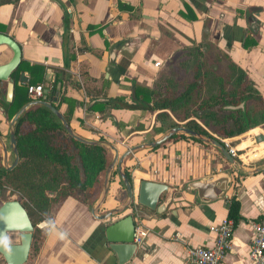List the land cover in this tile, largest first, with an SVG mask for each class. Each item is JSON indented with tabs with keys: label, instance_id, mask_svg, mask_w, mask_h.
<instances>
[{
	"label": "crops",
	"instance_id": "obj_1",
	"mask_svg": "<svg viewBox=\"0 0 264 264\" xmlns=\"http://www.w3.org/2000/svg\"><path fill=\"white\" fill-rule=\"evenodd\" d=\"M250 7L263 12L247 11ZM181 11L197 18L184 17ZM0 26L5 27V31L0 29L2 33L19 43L21 59L41 63L45 73L51 72L50 81L67 73L79 84V88L63 81L61 85L62 91L79 102L69 124L73 130L87 139H105L119 152L162 134L153 131L159 110L112 108L110 117L104 118L88 105L103 97L128 99L133 80L153 88L157 80L171 76L167 66L175 64L177 52L203 38L208 45L215 44L228 53L264 99V0H9L0 4ZM254 28L256 43L243 47L246 35ZM11 55V49L0 44V64ZM155 61L158 66H154ZM20 72L29 78L28 71ZM19 73L14 83H19ZM5 87L6 82L0 81V99L5 98ZM65 107L62 104L59 110ZM8 131L9 121L0 106V137L6 145ZM259 133L264 129L256 126L221 140L238 149L248 146V152L254 151L256 156L248 153L239 162L255 168L264 165V140L250 142ZM246 134L249 136L241 139ZM123 166L130 172L134 193L141 179L177 186L167 209L157 213L133 201L123 212L99 220L85 205L68 197L50 221L34 264H116L103 227L131 213L134 207L148 232L127 264H192L187 247L211 244L213 233L208 227L227 218L225 201L233 193L240 218L233 226L231 247L223 264H253L248 257L251 223L264 214V169L246 173L235 182L238 174L217 149L190 137L167 140L153 150H137L125 158ZM224 169L231 170L232 183L220 199L201 203L195 193L181 189L190 180ZM119 188L117 176L109 179L98 214L125 200L115 196Z\"/></svg>",
	"mask_w": 264,
	"mask_h": 264
},
{
	"label": "trees",
	"instance_id": "obj_2",
	"mask_svg": "<svg viewBox=\"0 0 264 264\" xmlns=\"http://www.w3.org/2000/svg\"><path fill=\"white\" fill-rule=\"evenodd\" d=\"M8 1L0 0V4ZM120 7L130 8L123 4H120ZM185 8L190 11L188 7ZM250 10L263 12L257 7L247 9ZM180 14L188 16L182 11ZM188 17L197 18L195 14H189ZM0 29L5 31L4 26H0ZM254 32L255 28L251 34L246 35L243 47L248 48L256 43ZM205 42L203 38L199 43L183 46L175 55L184 72L182 77H163L157 80L153 88L133 80L128 99L125 96L93 99L88 109L101 112L104 118L110 117L109 111L112 108H133L147 112L159 110L155 116L156 124L153 126L155 134L163 133L182 122L181 125L213 136L221 142L222 138L242 134L256 126L264 129V99L253 81L228 53L215 44L208 45ZM64 65L66 66L67 62ZM21 70L28 71L27 82L14 83L10 101L6 98L0 99V106L7 121L23 104L31 100L27 94V85H43V64H30L21 59L11 76L16 77ZM62 81L69 83L73 88H79V84L67 73L62 78L56 75L50 81L46 92H43L42 98L50 101L57 109L65 104L62 114L70 124L73 110L79 102L62 91ZM57 83H60L59 90ZM14 133L18 161L10 169L3 167L0 148V187H9L25 199L24 203L34 219V224L46 219L53 221L59 206L68 197L74 198L87 209L94 204L112 158L110 149L102 145L86 144L71 137L58 117L48 107L40 104L27 107L18 116L14 122ZM182 137L190 136L176 133L168 140ZM190 138L206 147H212ZM9 151L13 160V153L10 149ZM219 155L222 156L220 153ZM124 171L131 179L127 167H124ZM243 175L238 174L235 182ZM116 176L118 177V174L114 167L110 181ZM118 182L120 188L115 196L123 201L126 197L125 188L119 178ZM237 186L235 183L233 189L236 190ZM225 203L226 217L232 219L234 226L240 218L239 202L235 193L226 198ZM36 230L41 231V228ZM44 237L45 233L36 246L34 238L31 250H34L35 254Z\"/></svg>",
	"mask_w": 264,
	"mask_h": 264
},
{
	"label": "water",
	"instance_id": "obj_3",
	"mask_svg": "<svg viewBox=\"0 0 264 264\" xmlns=\"http://www.w3.org/2000/svg\"><path fill=\"white\" fill-rule=\"evenodd\" d=\"M0 44L7 45L12 51L10 59L5 63L0 64V81L6 82L5 98L7 101H10L14 87V81L11 74L17 69L21 61V48L19 43H17L11 36L2 32H0ZM50 79L51 72L47 71L43 81L44 93L49 86ZM27 80L28 78L20 72L19 82L26 83ZM59 88L60 83H57V90H59ZM35 104L48 107L58 117L64 129L71 137L86 144L105 146L112 152V158L106 168L99 196L89 208L91 215L99 220L108 219L113 215L123 212L130 207L133 201H136L139 205L154 210L157 213H162L167 209L172 201L173 194L178 192V187L155 180L141 179L139 180L137 191L134 193L133 183L131 179L127 177L123 163L125 158L131 153L140 149H153L167 141L176 133L186 134L194 139L213 146L229 162L231 170L235 174L254 173L264 169V165L255 168L244 167L235 157L228 153L225 144L219 139L198 132L184 125L170 127L152 140L130 145L123 151L119 152L118 148L113 143L105 139H87L77 134L66 121L62 112L50 101L45 100L44 97L42 99L26 102L10 118L8 144L6 145L0 137L2 166L6 169L12 168L18 161L14 122L27 107ZM261 140H264V133L253 135L250 142L258 143ZM8 149L13 153V160L11 163L8 162ZM114 167L117 170L118 178L121 180L125 188L126 198L119 206L109 209L105 213L98 214L99 206L105 199L110 175ZM231 170L224 169L202 179L190 180L186 182L181 189L187 193H195L197 200L201 203L215 201L222 198L230 188L232 183ZM134 227L135 221L132 213H127L119 219L110 221L103 227L104 239L110 251L115 255L116 264H127L138 247V244L133 241ZM9 230L20 232L19 243H9L7 241L6 232ZM32 230L33 225L31 224L27 212L18 201L9 200L0 206V255L5 264H24L26 262L31 244Z\"/></svg>",
	"mask_w": 264,
	"mask_h": 264
},
{
	"label": "built area",
	"instance_id": "obj_4",
	"mask_svg": "<svg viewBox=\"0 0 264 264\" xmlns=\"http://www.w3.org/2000/svg\"><path fill=\"white\" fill-rule=\"evenodd\" d=\"M159 62L155 61L154 66H158ZM27 94L31 100L42 99L43 85L41 83L28 84ZM227 151L230 155L235 157L238 161H242L243 158H247L250 153V157H255L254 151L248 152V146H244L240 149L235 146L229 145L226 141H223ZM133 217L138 221L135 223L133 241L135 243L141 242L147 235V229L142 224L141 220H138V209L133 208ZM134 219V221H136ZM38 226H43L45 220L40 221ZM43 224V225H41ZM253 234L249 241L248 257L253 264H264V214L256 221L251 223ZM209 231L213 233V240L209 245H191L187 247V253L192 264H223L225 255L231 247L233 222L230 218H224L220 222L210 224Z\"/></svg>",
	"mask_w": 264,
	"mask_h": 264
},
{
	"label": "rangeland",
	"instance_id": "obj_5",
	"mask_svg": "<svg viewBox=\"0 0 264 264\" xmlns=\"http://www.w3.org/2000/svg\"><path fill=\"white\" fill-rule=\"evenodd\" d=\"M175 64L173 65V64H170V66H167L168 68H169V71L171 72V76L172 77H182L183 76V70H182V68H180V66H179V64H178V60H175V62H174ZM180 125L182 124V122L181 123H179ZM201 124V123H200ZM201 125H203V124H201ZM249 135L248 134H246V135H244V136H242V138L241 139H243V138H247ZM11 161H12V159L10 158V153H9V156H8V162L9 163H11ZM6 189V195H7V197L8 198H13V197H17V198H19L22 202H25V199L24 198H22L20 195H19V193L17 192V191H14V190H12L11 188H9V187H5ZM32 218V220H34L33 219V217H31ZM41 222H38V223H36L35 224V226H34V238H35V241H34V246H36L37 245V243L39 244V239L41 238V236L45 233V235H46V233H47V230H48V228H49V226H50V221L49 220H45V224L43 225V224H41V225H43V226H38V224H40ZM37 228H41V231H37L36 229ZM37 238V239H36ZM45 238V237H44ZM10 240L11 241H14V240H16V239H14V237L13 236H11L10 237ZM43 241L44 240H42V243L40 244V247L43 245ZM40 247H39V249H40ZM39 249H38V251H37V253L35 254L34 253V250H31V252H30V256H29V258H28V260L24 263V264H34V262H35V260H36V257H37V255H38V253H39ZM0 263H4L3 262V260H1V258H0Z\"/></svg>",
	"mask_w": 264,
	"mask_h": 264
},
{
	"label": "flooded vegetation",
	"instance_id": "obj_6",
	"mask_svg": "<svg viewBox=\"0 0 264 264\" xmlns=\"http://www.w3.org/2000/svg\"><path fill=\"white\" fill-rule=\"evenodd\" d=\"M6 186H1L0 187V206L4 203V202H6V201H9V200H16V201H18L22 206H23V208L25 209V211L27 212V215H28V217H29V219H30V221H31V224L33 225V230H32V237H31V244H30V247H29V253H28V257H27V260H28V258H29V256H30V252H31V249H32V243H33V240H34V226H35V224L33 223V220H32V218H31V216H30V213H29V209L26 207V205H25V203L24 202H22L19 198H17V197H13V198H8L7 197V195H6V188H5ZM6 236H7V241L9 242V243H19L20 242V232L19 231H12V230H9V231H7L6 232ZM11 236H13L14 237V239H16V240H14V241H11L10 240V237ZM0 258H1V260H3V258H2V256L0 255ZM26 260V261H27ZM3 262H4V260H3ZM5 263V262H4Z\"/></svg>",
	"mask_w": 264,
	"mask_h": 264
}]
</instances>
